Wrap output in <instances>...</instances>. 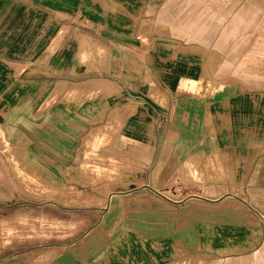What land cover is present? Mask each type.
<instances>
[{
    "label": "rangeland",
    "instance_id": "obj_1",
    "mask_svg": "<svg viewBox=\"0 0 264 264\" xmlns=\"http://www.w3.org/2000/svg\"><path fill=\"white\" fill-rule=\"evenodd\" d=\"M106 1L110 10L100 19L91 15L95 6L80 4L73 11L89 16H62L68 32L65 48L60 54L54 49L48 62L38 56L28 73L9 68L8 45L25 37L21 44H32L35 55L41 45L27 37L38 30V18L28 26L0 25V264H38V259L40 264H180L181 257L194 261L196 250L203 264L208 259L264 264V147L254 148L253 116L260 111L250 103L264 92V59L237 60L249 51L264 53V43L257 42L261 30L251 28L254 22L250 26L247 19L255 14L257 21L259 13L189 14L188 9L178 18L180 28L183 21L191 24L194 41L201 39L209 50L230 59L225 76L190 87L192 94L197 89L210 94V105L219 100V92L224 95L229 141L225 156L212 160L215 181L208 185L215 188L199 185L178 194L170 177L174 162L168 161L170 189L162 193L157 177L164 165L158 154L162 146L151 143L148 162L137 137L100 127L109 123L115 106L137 108L155 119L156 102H162L155 93L171 82H143L137 64L154 44V26L142 24L155 19L168 30V25L177 26V18H153L147 13L148 0ZM232 1L235 9L238 0ZM54 11L47 9L50 18ZM221 24L234 26V31L213 29ZM56 25L47 24L48 31ZM19 79L29 80L30 87L19 84L17 89ZM17 97H29L31 105L17 106ZM236 97L241 99L234 107ZM237 116L243 123L234 125L231 118ZM130 128L131 135H138L140 129ZM170 137L164 147L168 156L173 152ZM229 217L232 226L218 222ZM169 227L173 236L192 230L196 239L184 236L182 249L174 242L171 247L164 242ZM169 249L182 254L171 258Z\"/></svg>",
    "mask_w": 264,
    "mask_h": 264
},
{
    "label": "crops",
    "instance_id": "obj_2",
    "mask_svg": "<svg viewBox=\"0 0 264 264\" xmlns=\"http://www.w3.org/2000/svg\"><path fill=\"white\" fill-rule=\"evenodd\" d=\"M144 1L147 0H133L132 3L142 4ZM147 2L149 3L147 13L150 12L153 18L154 15L156 19L167 17V22H170L169 18H177V26L172 27L168 25V30H165L164 25L160 24V21L155 19L144 20L142 24L143 28L145 27L147 29L148 27L154 26V29L152 27L154 44L150 47L147 56H144L143 59H138L137 65L139 71L143 72L142 79L144 83L149 81L154 83L169 81L171 84L169 87L164 88V92L155 93V97L162 99V102H156L158 107L155 109L156 116L154 120L145 118V113H142L137 108L129 107L126 109V106L123 108H117L115 106L111 112L109 123L102 125L100 131L108 133H118L122 131L127 133L128 137L130 136L134 139L137 137V140H139L137 146L143 150L141 153L146 155L148 162L152 155V151H150L152 146L151 143L154 144V142L157 141L158 144L162 146V152L158 154H162L160 161L164 163L162 169L161 166L158 167L159 171L157 173L162 193L170 189L168 187V161L174 162V174L170 177L174 179V187L178 194L185 193L186 191L198 190L201 188L199 185H202L204 189L210 190L211 188H215L208 185L215 181L212 160L215 159L216 161H220V159L223 158L222 156H225L223 150L225 149L224 143L229 141L228 127L230 120L227 113L224 111L228 101L225 99L223 102L222 97H224V95L219 92V100L210 105L209 103L212 101L210 96H208L210 94L205 93L204 89H197L194 94H192L190 92V87L193 83L200 84L206 79H218L225 76L227 74V61L230 59H226L222 54L216 53L215 50H209V45L207 43L205 44L201 39L194 41L189 34L192 31L191 24H188V22L185 23L182 20L183 27L180 28L178 18L180 16H185V12H187L188 9H190L189 14L199 12H204L206 14H226L235 12L242 13L246 11L247 15V12L252 14L258 12V24L255 19V14L247 16V19L250 26L252 22H254L251 28L261 30V32L258 33L260 41L257 42L264 43V0H238V6L235 9L230 8L234 2L232 0H148ZM79 4L83 6H95V11H92L91 15L94 16L98 14V19H100L101 14H108L110 10L109 6L107 8L104 7L107 5L106 0H0V25L20 24L28 26L32 23V19L38 18L39 28L33 36L27 37V41H33L35 44L36 41H39L41 45L40 49L34 55V53L32 54V44L29 45V48L27 43L21 44L25 37H18L17 40H13V44L8 45L10 50L7 55L6 63L9 64V68L17 73L19 71L28 73L29 64L35 62L38 56H40L41 62H48L50 55L53 56L54 54V49L60 54L61 48H65L64 40L68 35L66 34L68 32L63 30L64 27L61 25L64 19L62 16H69L71 13H75L77 16L82 15L81 13L86 14V16L90 15L89 13L79 12L78 10L73 11L72 7ZM140 6L142 7V5ZM47 9H55L53 17H49L50 14L47 12ZM146 16L147 15H145V17ZM252 19L253 21H251ZM50 23H57L58 25L55 26L54 30L48 31L47 24ZM213 29H231L234 31V26L230 27V25H228L225 27L221 24ZM165 32L169 33L168 40L161 42ZM232 35V43L236 45V37H234V34ZM253 35H256L255 30ZM248 36L252 38V34ZM8 40L12 42L11 39ZM254 42H256L255 39ZM254 42L250 41V44H254ZM222 44L223 42L218 40V45ZM13 47L15 49H13ZM28 55L30 56L29 60ZM258 59H264V53L262 55L255 50L252 52L249 51V53L244 56L239 55L237 58V60L251 61H257ZM2 62L3 61L0 59V63ZM255 65L256 68L259 67V63ZM15 82L14 85L17 86V89L19 84V86L24 89L30 87L29 80L19 79L15 80ZM257 91H259V88ZM240 99H237V97L236 99H232L231 103H233L234 107H237L240 103ZM15 100L18 102L17 106L21 103L23 106L31 105L29 97H17ZM166 101L168 103L171 102L170 107L165 106ZM250 103L251 109H257L258 112L260 111L258 115L253 116L252 131H254L255 136L254 148L261 149L262 146L264 147V92L255 94ZM212 113L214 116H212ZM239 118L242 117L237 116L236 119L233 117L231 118L234 125L243 123ZM134 125L137 129H140L138 135L133 133L131 135L129 131L131 129L130 126ZM155 128L157 136L154 133ZM214 128L218 129V131L215 132ZM143 129L146 131L143 132ZM165 129L169 131L163 133ZM169 132L172 133V135ZM168 134L171 136L170 144L173 145V152L170 153L171 156H168V151H165L164 148L167 143ZM215 147L221 152L213 153ZM226 156L229 155L226 154ZM218 165H220L219 162ZM224 220L225 221L218 222H224V224L228 226H232V223H234L232 222L234 221L232 217ZM174 221V219H171V223H174ZM182 230L183 229L180 230V227H178L177 231L181 233L180 231ZM174 234L175 233H172L169 227L168 236L165 235L166 238L164 239L165 243L170 242L169 245L171 247L173 244L172 242H174L175 245L179 244V248L182 249L181 242L184 240V236L185 238L196 239L195 232L192 230L188 233H182L179 236H173ZM186 234H188V237H186ZM168 251L171 258L182 254L180 249L174 251L169 249ZM168 251H165V254H167ZM194 253V261L191 260L192 262L188 263L187 260L189 261V259L181 257L180 264H203L204 259H202V255L197 254V250ZM36 263L40 264L39 259ZM170 264L175 263L171 262ZM205 264L240 263H231L229 261L218 263L217 261L214 262V260L211 261V259H208Z\"/></svg>",
    "mask_w": 264,
    "mask_h": 264
}]
</instances>
